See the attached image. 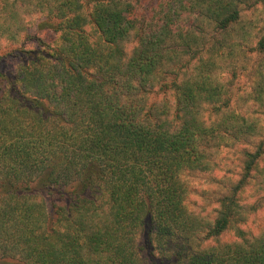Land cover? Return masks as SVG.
<instances>
[{"label":"trees","instance_id":"trees-1","mask_svg":"<svg viewBox=\"0 0 264 264\" xmlns=\"http://www.w3.org/2000/svg\"><path fill=\"white\" fill-rule=\"evenodd\" d=\"M0 1V39L18 44L37 14L57 35L0 73V264H152L143 240L166 264H264V229H247L261 200L242 198L264 144L211 212L185 180L215 172L213 141L261 135L233 90L258 54L264 106V25L245 51L264 0Z\"/></svg>","mask_w":264,"mask_h":264},{"label":"rangeland","instance_id":"rangeland-1","mask_svg":"<svg viewBox=\"0 0 264 264\" xmlns=\"http://www.w3.org/2000/svg\"><path fill=\"white\" fill-rule=\"evenodd\" d=\"M5 3L6 1H4V3L0 1V7ZM150 7L151 5L147 7L148 11H150ZM44 20L45 17L43 15L37 14L35 17V24L29 26L30 28L28 27L29 29L25 32H22L21 40L18 44H12L7 39H0V73L4 74L8 79H13L18 65L33 59L29 54H21V51H36V55H42L44 52L43 50L46 49L45 46L52 44L57 38L54 32L38 28V25ZM245 20L247 22L253 20L256 23L257 29H255L254 34L255 37H258L253 40V45L245 50L247 51L249 48H255L260 38L259 32L264 25V6L258 5L253 8L252 11H247L245 13ZM245 60H247V71H244V74L238 77L239 80H236L233 96H235V100L238 103L237 107H239V114L256 121L259 124L261 135L252 139L243 140L236 144H232L231 142L229 146L221 148L216 147V140L213 141L210 152L213 154L211 159L214 164L217 165L215 172L207 174L190 173L185 176V180L190 189L188 206L199 212H211V210L216 207V201L227 192H230L229 189L231 185L241 179L239 174L243 162V150L246 148L254 150L261 143L264 144V106H261L253 99H249L252 95L251 85L255 79V66L260 59L258 54L248 52ZM231 74L232 73H229L227 77L233 79ZM157 99L159 100L160 98ZM59 189H61L62 192L70 191L65 188ZM244 192L242 198L245 202L243 204L247 206L252 204L254 200H261V205H259L258 209L252 211L248 215L247 223L248 230L259 233V231L264 229V160L260 163V170L255 174V179L245 188ZM47 198L48 197H46V200ZM233 238L234 233L230 232L223 240L228 241ZM141 244L147 247V253L145 252L147 255L144 254V256L148 263L166 264V262L162 260L163 255H161L156 248H153L155 252L152 253L153 250L151 247L149 249L148 246L150 245L146 240H143Z\"/></svg>","mask_w":264,"mask_h":264}]
</instances>
